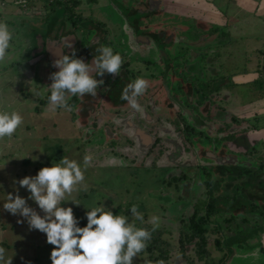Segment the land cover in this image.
Instances as JSON below:
<instances>
[{"label":"rangeland","instance_id":"374dc122","mask_svg":"<svg viewBox=\"0 0 264 264\" xmlns=\"http://www.w3.org/2000/svg\"><path fill=\"white\" fill-rule=\"evenodd\" d=\"M24 1L25 3L21 5L8 4L3 9L0 8V11L2 9L0 22L7 23L9 29L14 32L5 61L0 62V112L11 113L16 111L23 117L22 125L11 138L0 139V239L4 241V244L0 247L6 250V258L13 257L12 264H52L50 253L53 246L46 242V234L39 230H29L26 220L23 223H18V220H23L24 218L4 211L3 203L6 201L8 193L15 195L17 190L21 197L27 198L29 196V192L16 183L19 179L25 176H35L42 167H51L53 162H59L63 156L76 160L82 165L85 154H90L93 157L91 167L87 168L84 173V183L87 185V191L73 192L68 197V199H76L80 203L79 206L71 202L62 205L63 207L73 208L74 216L78 221H82V226L80 227L86 226L85 213L93 207L103 206L106 211L111 210L116 215H127L131 220L130 208L136 205L138 211L143 214L146 224L153 226L148 222L150 217H159V226L156 230L164 231L165 234L162 239L167 240L172 247L175 245V250H178L177 239L180 232L184 229L185 220L192 214L195 206L200 215L205 212V205L209 199L208 187L204 183L205 179L212 180L215 183L213 185L218 186L217 179L227 174L229 175V173L233 174L230 178L235 180L234 184L238 187V193L242 194L244 192L242 177H235L241 168L240 165L246 166L252 172L259 171V167L264 161V149H261V147L258 149L254 148L256 151L253 152H248L250 149L246 150L245 145L248 144H250L249 146L256 145L259 147L258 143L253 144L251 142V139H249L251 138L250 131L246 129H250V127L260 129L261 124H264V118L260 119L257 116L252 121L248 120V122L239 119L245 122L243 124H239L235 120L231 124L233 129L230 132L233 134L228 136L229 138H227L228 133L225 138L220 135L228 130L202 131L203 138L205 136L206 139L211 142L215 141L220 146L221 140L219 139L222 138L225 143L227 142V146L228 142L231 143L230 150L222 149L219 154L220 159H218L220 161H228L224 162L225 166L213 165L211 161H202V164H200L205 170L209 169V167L212 168L214 179H211L208 171L203 172V170V176L201 177V172L198 173L196 169H193L195 166L189 167V164L184 170L167 168L166 166L168 165L160 158H156L154 154H151L150 158L137 157V155L133 157L125 143L127 134L121 133L120 130H105V135L101 132L102 130H91L97 124L101 128L100 120H95L96 118L93 117L92 112L87 115L79 112L78 119L73 114H71V118L69 111L65 109L57 108L53 111L49 108L47 97L50 92L47 90V86L51 84L49 82L50 75L44 76L41 71L39 73L35 63L33 62L32 64L30 55H34V52L39 50L38 47H35L33 38L37 40L40 34L47 32L50 23V21L46 23L47 20H52L57 12L60 11L61 13L62 10L59 9V5L50 6L46 0ZM257 1L260 3V0ZM48 5L52 11L48 10L50 9ZM211 5H215L217 12L226 15L229 6H233L234 2L232 0H213ZM126 6H129V3ZM28 8L36 12L28 15L25 20V14L22 13ZM63 8L66 15V9H69V7L65 5ZM80 8L84 15L88 7L81 5ZM91 9L94 13H99L100 16L105 15L104 8L97 10L92 7ZM37 11H40V13ZM262 12L263 10L261 12L257 11V13ZM257 13L244 9L241 14L236 15V23L230 24L231 22H227L226 28L229 31L227 41L231 42L230 46H221L219 49L212 50L211 48L215 47L213 41H210L209 44L194 46V54L197 52L201 55L202 53L204 57L208 56L210 58L212 55L217 54L219 59L212 60L211 58V60L213 63L219 64V67L224 70H219V76L224 75L225 79L217 80L220 85L219 91L217 90L218 93L215 94V97L214 95L213 97L205 96L208 102H202L203 106H207L209 103L210 113L215 111L213 108L214 106L216 107L217 102L221 110H227L229 106L237 107L239 106L238 103H249L260 96L264 97V62L262 64L263 67H260L259 72L262 77L259 81L249 85L244 84L243 86H234L231 83L228 86L226 85L230 81L228 77L231 74L243 72V67L247 61L248 70L257 68L261 56L254 52L255 48L261 49V59H264L263 14ZM108 14L111 15L110 9H108ZM210 26L209 24H204V28L199 29V31L203 32ZM39 27L42 29H39ZM217 29L221 31L219 28ZM232 36H234L233 39ZM178 47L182 48V45H178ZM24 51L26 52L24 53ZM187 61L189 64L187 68L193 74V70H196L195 67L199 69L204 67L206 69L207 62H204L201 58L198 62L195 58H189ZM183 69L185 70V67ZM205 72L207 73L205 74L206 76L201 79L203 83L205 78L206 80H211V78L215 79L217 77L214 74H209V71ZM188 79L194 84V77ZM203 83L200 81L198 84L206 85V83ZM174 84L175 80H172L170 85L173 86ZM236 96L241 99L244 96V99L237 100ZM238 110L239 107L235 112L236 114H233V118L237 120L240 118L237 115L246 116V113L238 114ZM222 114L221 112L220 115ZM81 118L85 119V123L82 126L79 123ZM126 121L130 124L132 123L130 117L126 118ZM227 124H230L229 121H227ZM90 126L92 127L90 128ZM216 128L218 129V127ZM164 136L166 137L167 134H164ZM237 138L238 140H236ZM100 139L102 140L101 142ZM234 141H238V143ZM226 145H223V147ZM213 149L212 147L210 149L209 147H204L202 152H208ZM190 155L189 153V158ZM155 158L160 166L155 165L153 161ZM25 159L28 161L23 164ZM47 162L48 164L46 165ZM190 163L192 165L195 161L192 160ZM257 178L258 175L256 176ZM221 187L227 191L222 193H228L231 196V186L222 184ZM260 188L261 190L263 189V187H259V190ZM254 189L253 192L255 191ZM249 201L250 199L247 198L246 202ZM27 203L36 209L40 215H43L33 201L28 200ZM215 209H218V213L211 216L210 221L211 223L215 221L216 224L220 225V230L222 231L220 233L223 236L219 232L216 235L220 234L222 239H224L225 236L229 235L230 230L236 227V224L240 226V222L238 218H232V223H229L231 222L229 216H222L216 203ZM253 210L255 212H264V207ZM250 216L247 214L245 216L246 220H249ZM225 218H228V223L224 220ZM252 220L261 223L262 217L259 221L253 215ZM139 224L141 222L136 221L137 227ZM257 227H259L258 232L264 230L261 226ZM248 249L249 251L255 249L254 251L257 252L255 254L257 259L252 264H264V252L262 249L258 248L257 245L250 246ZM169 252L172 255L173 249H170ZM252 256H254V253H252ZM188 257L192 258L187 256L188 261L186 264H193L196 261L193 257L191 262ZM247 258L250 257L241 253L236 257L237 260L231 259V264H249L245 260ZM133 264L157 263L145 253H140L138 257L134 258ZM168 264L177 263L170 261ZM195 264L198 263L195 262Z\"/></svg>","mask_w":264,"mask_h":264},{"label":"flooded vegetation","instance_id":"af4514ba","mask_svg":"<svg viewBox=\"0 0 264 264\" xmlns=\"http://www.w3.org/2000/svg\"><path fill=\"white\" fill-rule=\"evenodd\" d=\"M128 3L129 6H126ZM167 4V0H58L59 9L65 5L69 9H66L65 15L63 8L62 14L58 11L52 20L46 22L50 21L49 30L45 33L48 36L52 30L53 35L50 39L53 47H45L48 44L47 40L41 46L37 45L38 40L34 39L35 47L39 50L30 55L31 62L35 63L39 73L41 71L44 76H49L58 71L53 66V61L63 54L70 55L72 48L76 49L78 58L91 63L94 55H97L95 49L99 45L111 47L124 61L120 75L105 74L102 77L104 84L97 90L98 95L95 97L69 96L68 104L72 107L69 116L72 118L73 114L79 119V112L85 115L92 112L95 120H100L101 128L97 124L94 128H91L93 125L90 126L91 130H102L105 135V130H120L121 133L127 134L125 143L133 157L137 155L150 158V155L154 154L168 165L167 168L184 170L189 164V167L195 166L193 169L201 172V177L203 170L208 171V175L214 179L212 168L205 170L200 164L202 161H211L213 165L225 166L226 160L220 161L219 154L222 149L230 150L231 143L228 142L227 146V142L225 143L222 138L219 139L220 146L205 136L203 138L202 131L228 130L219 134L225 138L228 133L229 138L228 136L233 134L230 131L233 129L231 124L234 123L233 114L235 115L232 106H229L228 111L221 110L217 102L213 108L215 111L210 113L209 103L207 106L202 105L203 101L208 102L205 96L215 97L218 93L216 87H219L217 81L220 80L219 70H224L212 61L219 59L217 54L212 55L211 60L202 53L194 54L193 49L198 44L205 45L210 42L206 32L212 29L211 26L214 24H210V27L201 32L199 29H203L204 26L199 23L200 21L191 18L188 20L182 10L175 7L169 9ZM81 5L88 7L86 11L84 10V15ZM92 7L97 10L104 8L105 15L94 13ZM108 9L111 15L108 14ZM65 38L71 42L72 48H61ZM178 45H182V48ZM189 58H195L197 62L201 58L207 62L206 69L195 67L193 74L187 68ZM205 71L217 77L211 80L205 78L203 83L201 79L206 76ZM138 77L145 79L148 87L142 95L136 97L138 108H133L127 100L120 97L124 88ZM192 77L195 78L194 84L188 79ZM172 80H175L173 86L170 85ZM200 81L206 85H199ZM49 82L52 83L51 80ZM227 83L228 86L230 81ZM128 117L132 120L131 124L126 121ZM239 119L246 120L245 117L240 116L236 121L239 124L245 123ZM84 121L85 119L81 118L79 122L81 126L84 125ZM227 121L230 124H227ZM130 130L137 132L136 137ZM204 147L214 149L202 152ZM156 158L153 161L156 166H160ZM192 160L195 163L191 165Z\"/></svg>","mask_w":264,"mask_h":264},{"label":"clouds","instance_id":"9594fccd","mask_svg":"<svg viewBox=\"0 0 264 264\" xmlns=\"http://www.w3.org/2000/svg\"><path fill=\"white\" fill-rule=\"evenodd\" d=\"M12 40L13 33L7 23L0 22V62L5 61ZM61 48H72L71 42L65 38ZM95 52L97 55H94L91 63L78 58L75 48H72L70 55L63 54L53 61L58 71L50 74L52 83L47 86L51 110L62 108L72 111L67 103L69 96L95 97L104 84L102 77L105 74L120 75L124 61L119 53L102 44ZM147 87V81L138 77L124 88L120 98L127 100L133 108H138L136 97L142 95ZM22 123L23 117L18 112H0V139L11 138ZM92 160V155L85 154L81 165L63 156L51 167H42L35 176L19 179L16 183L25 188L29 196L21 197L18 190L15 195L8 193L3 210L23 217L18 223L26 220L29 230L46 234V242L53 246L50 253L52 264H133L134 258L147 248L152 231L159 226V217H150L148 222L153 225L150 231L136 226V221L144 223V216L136 205L130 208L131 220L127 215H116L98 206L85 213L87 224L80 227L73 208L62 206L67 202L80 205L76 199L68 197L73 192L87 191L84 173L91 167ZM28 200L33 201L43 215L29 206ZM12 258H6V250L0 247V264H12Z\"/></svg>","mask_w":264,"mask_h":264},{"label":"trees","instance_id":"16d2710c","mask_svg":"<svg viewBox=\"0 0 264 264\" xmlns=\"http://www.w3.org/2000/svg\"><path fill=\"white\" fill-rule=\"evenodd\" d=\"M21 1L22 0H15L13 4L21 5L18 4ZM48 2L49 5L52 6L55 4L57 5L58 0H51V2ZM27 10H29V8ZM61 10L63 12V9ZM211 28L212 29L206 32V36L209 37L210 41L212 40L214 42L213 44L215 46H230L231 42L227 41V34H229L228 30L226 32L224 28H221V31H218L217 28L219 27H216L215 25ZM219 87H216V90H219ZM233 120L237 121V119L234 118ZM252 129L256 131L259 130L256 127H252ZM251 142H253V140H251ZM248 145H245L246 149H248ZM27 161V159L23 160V164H26ZM47 164L48 162L46 165ZM263 169L264 161L260 165L259 171L252 172V170H243L242 167L240 168L235 177H242L244 185V192L242 194L238 193V187L234 184L235 180L230 178L233 174L229 173V175L227 174L226 176L217 179L218 186L213 185L215 183L212 180L205 179L204 183L208 187L209 197L205 205V216H203L204 214L200 215L195 206L193 213L185 220V225L183 226L184 229L180 232L179 238L177 239L179 247L176 245L183 255L189 254L192 257H188L190 260L193 259V257L195 258L196 261H194L193 264H195V262L201 264H226L232 249L239 250L242 246H246L247 241L250 238H256L259 228L257 226L261 225L260 223H257V221L254 222L252 217L253 215L256 216L259 221L261 217L264 218V212L257 211V213L253 210L255 208L262 209V207H264V194L260 193V191L264 190V181L260 178L261 173L264 172ZM257 175L258 178L256 179ZM222 184H228V186H231V196L228 193H222L227 192L225 191V188L221 187ZM259 187H263V189L261 190L260 188L259 190ZM253 189L255 190L254 192ZM245 198H249L250 201L246 202ZM215 203L219 206L222 216H229L230 221L232 218H238L240 222V226L236 224V227H234L233 230H230L229 235H227V237L225 236L224 239H222L223 234L220 233L222 232L220 230V225L216 224L215 221L214 223H211L210 221V218H212L211 216L218 213V209H215ZM247 214L251 215L249 220H246L245 218ZM224 220L228 223V218H225ZM145 221L144 223L139 224L138 227L147 228L151 231L153 226H150L148 223L146 224ZM229 223H232V221ZM78 226H82V221L79 222ZM218 232L222 234V236L220 234L216 235ZM164 234L165 232L161 230L152 231L151 240L148 242L145 251L142 252L150 259H154L157 264H161V262L162 264H168L172 256L169 251L170 249H175V245L172 247L167 240L162 239ZM217 251L221 254L218 258L213 256V252Z\"/></svg>","mask_w":264,"mask_h":264},{"label":"crops","instance_id":"0c3cea01","mask_svg":"<svg viewBox=\"0 0 264 264\" xmlns=\"http://www.w3.org/2000/svg\"><path fill=\"white\" fill-rule=\"evenodd\" d=\"M14 1L15 0H0V8L3 9V7L5 5H8V4L14 5L13 4ZM212 1L213 0H167V2H168L167 5H168L169 9H173L175 7V8L182 10L183 15L188 20H189V18L194 19V20H198V21H200L199 23L202 24L203 26H204V24H209V25L214 24L216 27H219V29L224 28L226 30V32H227V28H226L227 22H231L230 24L236 23V21H237L236 15L241 14L242 10H244V9L245 10L248 9V11H254V13H257L258 10H259V12H261L263 10L262 13H257V14H263L262 18H263V22H264V0H260V3L257 0L256 1H254V0H232L234 2V5L229 6V9L226 11V15L222 14L221 12L220 13L217 12V8L215 7V5H211ZM49 8L50 9H48V10L52 11L50 6H49ZM2 9H1V11H2ZM34 12H36V11L31 10V8H30L29 10L23 11L22 14H25V20H26V17L28 15H31V13H34ZM37 12L40 13V11H37ZM17 16L18 15H16V17ZM17 18H19V17H17ZM12 33H14V32L12 31ZM52 35H53L52 30L50 31L48 36L46 33L40 34V36H38V39H37L38 41L36 40L37 45L43 44L45 42V40H47L48 41L47 48L52 47L53 46L52 41L50 40V42H49V38ZM233 37L234 36H232V39H233ZM33 40H34V38H33ZM25 52L26 51H24V53ZM254 52L261 56L260 60L258 61V64H257V68H251L248 70L247 69L248 61H247L246 65L243 67L242 73L236 72L234 74H231L228 77V80H230V83L232 85H234V86H243L244 84L249 85V84L255 83V82L260 80L262 75L259 71L263 67L262 64L264 62V59H261L262 58L261 49L255 48ZM245 55L247 56L246 53H245ZM220 79H225L224 75H220ZM236 99L237 100H243L244 96H242V99L236 96ZM238 105L239 106H237V107L232 105L234 107V112H236L237 108L239 107V110L237 111V112H239L238 114L246 113L245 118H246L247 122H248V120L252 121L257 116L260 119L264 118V97L260 96L257 99L250 101L249 103H243V104L238 103ZM237 116L240 117V115H237ZM248 130L250 131V136H251V138H249V139L253 140V142H252L253 144L258 143V145H259V147H258L256 145L249 146L250 145L249 144L248 145V149H250L249 152L256 151V150H254V148L258 149L261 147V149H264V124L262 123L260 126V129L257 131L252 129L251 127ZM247 140H248V138H247ZM248 149H246V150H248ZM240 167H242L243 170H245V169L249 170L244 165H241ZM260 178L262 181H264V172L261 173ZM262 191H264V190H262ZM262 191H260V193L264 194V192H262ZM260 225H261V228H264V218H262ZM256 237H257L256 239L250 238L247 241V244H246L247 247L242 246V248L239 250H235V249L233 250L232 249V251L229 255V259H227L226 264H231L232 260H237L236 257H238V255L241 253L248 255L250 257V258L245 259V260H247V262H249V264H252L253 262H255L257 259L255 254H257V252L254 251L255 249L253 251H249L248 248H250V246L257 245L258 248L262 249L264 252V230L259 231L258 235ZM251 240H253V241H251ZM3 244H4V241H1V239H0V246ZM189 252H190V250H189ZM260 252H262V251H260ZM252 253H254V256H252ZM186 255L190 256L189 254H186ZM186 255H183V253L179 249L178 250L173 249V253H172L170 261L176 262L177 264H186V262L188 261L186 258L187 257ZM220 255L221 254L218 253V251L213 252V256L216 258H218ZM20 262H21V259H20ZM198 264H201V263H198Z\"/></svg>","mask_w":264,"mask_h":264},{"label":"water","instance_id":"95a60500","mask_svg":"<svg viewBox=\"0 0 264 264\" xmlns=\"http://www.w3.org/2000/svg\"><path fill=\"white\" fill-rule=\"evenodd\" d=\"M51 39L49 38V41H50ZM42 44H40V46H41ZM46 48H47V44H46V46H45ZM53 47V46H52ZM49 50V49H48ZM47 50V51H48ZM52 58V57H51ZM130 133L133 135V136H135L136 137V133L137 132H135V130H130ZM141 137H142V135L141 134H139Z\"/></svg>","mask_w":264,"mask_h":264},{"label":"built area","instance_id":"2783aa9c","mask_svg":"<svg viewBox=\"0 0 264 264\" xmlns=\"http://www.w3.org/2000/svg\"><path fill=\"white\" fill-rule=\"evenodd\" d=\"M46 1H50L51 2V0H46ZM25 3V1L24 0H22L20 3H18V4H24Z\"/></svg>","mask_w":264,"mask_h":264}]
</instances>
